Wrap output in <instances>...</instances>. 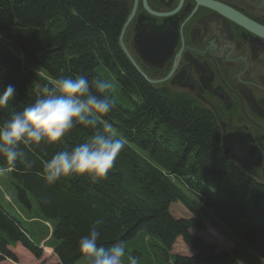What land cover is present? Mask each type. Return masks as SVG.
Masks as SVG:
<instances>
[{
    "label": "trees",
    "instance_id": "trees-1",
    "mask_svg": "<svg viewBox=\"0 0 264 264\" xmlns=\"http://www.w3.org/2000/svg\"><path fill=\"white\" fill-rule=\"evenodd\" d=\"M125 16L126 0H0V91L16 90L0 110V124L55 79L83 75L113 84L115 107L103 119L125 139L107 178L97 182L69 175L48 185L42 178L46 161L85 142L94 129L77 126L59 143L21 145L25 156L13 171L0 156L26 214L6 199L10 211L0 205V263L17 262L11 251L17 244L40 259L49 222L47 246L58 264H78L79 240L102 220L98 244L105 248L142 233L160 242L155 248L165 264H264V185L219 159L209 113L154 90L131 66L118 44ZM173 204L191 217L175 218ZM207 225L223 226L238 244L227 250L205 243L194 233ZM178 239L192 256L171 254Z\"/></svg>",
    "mask_w": 264,
    "mask_h": 264
},
{
    "label": "flooded vegetation",
    "instance_id": "flooded-vegetation-1",
    "mask_svg": "<svg viewBox=\"0 0 264 264\" xmlns=\"http://www.w3.org/2000/svg\"><path fill=\"white\" fill-rule=\"evenodd\" d=\"M211 5L264 27V0H126L118 44L154 90L209 113L219 157L263 185L264 40Z\"/></svg>",
    "mask_w": 264,
    "mask_h": 264
},
{
    "label": "clouds",
    "instance_id": "clouds-1",
    "mask_svg": "<svg viewBox=\"0 0 264 264\" xmlns=\"http://www.w3.org/2000/svg\"><path fill=\"white\" fill-rule=\"evenodd\" d=\"M113 84L86 76H61L52 86L43 88V95L22 111L11 113L0 124V156L8 171L15 169L25 153L20 146L59 143L72 129L82 126L95 132L71 151H59L43 165L42 178L48 185L69 175L84 176L92 182L106 179L117 156L124 148L125 139L103 117L115 107L110 95ZM15 87L8 85L0 91V110L6 109L15 95ZM97 220L78 243L83 264H125L126 247L116 243L111 248L98 244L101 237ZM127 264H138V258L127 256ZM243 264V262H238Z\"/></svg>",
    "mask_w": 264,
    "mask_h": 264
},
{
    "label": "rangeland",
    "instance_id": "rangeland-1",
    "mask_svg": "<svg viewBox=\"0 0 264 264\" xmlns=\"http://www.w3.org/2000/svg\"><path fill=\"white\" fill-rule=\"evenodd\" d=\"M110 92L113 95L116 93V91L112 90H110ZM14 196L15 192L11 186L8 172L0 170V205L3 206L7 211H10L8 204L5 202L6 199L9 205L15 206L14 211L16 213L23 215V217H26V214L16 205ZM170 213L177 219H188L191 217V213L188 212L180 204H173L170 207ZM32 222H35V219H33ZM45 225L49 229V234L46 238L39 241V247L42 248L43 251L40 259L34 258V256H32L20 244H17L13 248H11L12 253H14L17 258V262L14 263L7 260L4 263L0 264H58V258L53 254L51 250L52 248L47 246V241L51 236V224L49 222H45ZM31 228L33 231L34 228L32 226ZM218 229L215 226L207 225L206 231L201 233L195 232L194 234L200 236L202 240L207 244L218 245L220 249L230 250L234 245L238 244L237 238L229 230L221 225H219ZM37 234L40 233H36V235ZM36 235L35 237L39 238ZM156 246H160V242L157 239L149 236H144L142 233H139L133 240L128 241V243L125 245V264H127L128 255L137 257L138 264H165V258L161 254L160 250L155 248ZM171 254L190 256L193 253L181 241V239H178L173 246ZM78 264H83V261H80Z\"/></svg>",
    "mask_w": 264,
    "mask_h": 264
},
{
    "label": "water",
    "instance_id": "water-1",
    "mask_svg": "<svg viewBox=\"0 0 264 264\" xmlns=\"http://www.w3.org/2000/svg\"><path fill=\"white\" fill-rule=\"evenodd\" d=\"M211 6L214 9H216L217 11H219L222 14H224L225 16H227L229 19H231L235 23H237L238 25H240L241 27H243L244 29H246L251 34H253L256 37H259V38L264 40V27L258 26L257 24H255V23L245 19L241 15L237 14L236 12H234V11H232V10L226 8V7H223L221 5H211ZM119 44H120V46L122 48V51L124 52L127 60L131 63V65L136 70V72L141 76V78L145 82H147L148 84L151 85L152 82L138 69V67L133 63L132 59L130 58V56L128 55L126 50L124 49V47H123V45L121 43V38L119 39ZM219 159H222V158L219 157ZM263 185H264V183H263Z\"/></svg>",
    "mask_w": 264,
    "mask_h": 264
},
{
    "label": "bare ground",
    "instance_id": "bare-ground-1",
    "mask_svg": "<svg viewBox=\"0 0 264 264\" xmlns=\"http://www.w3.org/2000/svg\"><path fill=\"white\" fill-rule=\"evenodd\" d=\"M260 178V177H259Z\"/></svg>",
    "mask_w": 264,
    "mask_h": 264
},
{
    "label": "crops",
    "instance_id": "crops-1",
    "mask_svg": "<svg viewBox=\"0 0 264 264\" xmlns=\"http://www.w3.org/2000/svg\"><path fill=\"white\" fill-rule=\"evenodd\" d=\"M192 255V254H191Z\"/></svg>",
    "mask_w": 264,
    "mask_h": 264
}]
</instances>
